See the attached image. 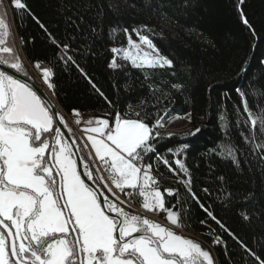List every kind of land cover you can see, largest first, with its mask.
Here are the masks:
<instances>
[{"label": "trees", "instance_id": "16d2710c", "mask_svg": "<svg viewBox=\"0 0 264 264\" xmlns=\"http://www.w3.org/2000/svg\"><path fill=\"white\" fill-rule=\"evenodd\" d=\"M9 2L26 58L54 69L52 91L69 114L75 109L110 124L116 113L135 119L139 112L153 123L191 114L183 133L155 129L160 132L156 153L146 162L162 174L166 206L179 204L182 221L206 241L219 240L218 264H259L255 256L264 259V152L257 145L264 136L250 121L259 125L264 116V0H21L26 10ZM125 28L147 35L173 66L136 68L116 57L111 49L128 43ZM64 44L87 77L60 59L64 49L58 45ZM113 59L120 67H110ZM236 88L245 91L252 117L244 113ZM168 149H183L177 158L190 172L187 186L177 182L186 179L183 173L174 177L157 160L172 161ZM131 198L141 200L135 193Z\"/></svg>", "mask_w": 264, "mask_h": 264}, {"label": "snow or ice", "instance_id": "6c2138e0", "mask_svg": "<svg viewBox=\"0 0 264 264\" xmlns=\"http://www.w3.org/2000/svg\"><path fill=\"white\" fill-rule=\"evenodd\" d=\"M14 6L27 8L21 0H14ZM243 23L248 25L246 18ZM2 26L4 21L0 20ZM123 31L128 44L139 52L140 46L128 29ZM133 31L144 45L159 53L147 35H141L137 29ZM3 43L0 40V45ZM58 47L64 49L60 59L83 73L68 54L69 45ZM12 51L11 47H0V52ZM119 51L111 49L113 54ZM123 59L136 68L173 66L167 57L152 56L149 52L140 57L125 51ZM3 65L28 76L18 58L9 62L0 57V66ZM113 66L120 67L115 59L110 67ZM36 67L41 68L40 62H36ZM83 74L87 77V73ZM54 75L53 68H42L43 79L50 89L55 88L50 82ZM235 91L241 98L244 113L252 117L254 112L249 110L245 91L241 88ZM73 113L80 116L75 109ZM135 115L137 118L132 119L128 114L116 113L111 124L109 119L77 120V124L86 125L83 131L102 166L97 167L91 151L80 154L82 149L76 145L75 138L72 144L67 143L68 138L60 128L63 117L36 82L31 77L17 78L0 68V264H213L210 252L200 243L178 234L167 224L126 210L125 201L113 191L112 185L128 197L134 193L143 197L145 210L164 212L170 224L179 227L178 209L166 206L158 186L157 190L148 191L150 182L155 184V177L150 174L153 165L145 158L156 153L154 142L160 132L155 129L162 126L164 117L153 123L146 115L141 117L139 112ZM259 121V125L256 119L250 123L264 136V116ZM242 138L247 142L250 136ZM257 147L264 152V143ZM167 151L173 155L172 161L162 156H157V160L174 175L183 173L186 179L181 183L187 186L191 183L190 172L182 159L177 158L183 149L175 153L172 149ZM229 156L238 163L234 153L229 152ZM173 164L178 167L174 168ZM102 171L107 173V178ZM166 191L169 195L173 193L172 189ZM189 191L198 201L199 197ZM203 191L207 193L208 189ZM201 208L223 226L212 211L202 204ZM242 218L248 216L242 214ZM255 258L264 264V259Z\"/></svg>", "mask_w": 264, "mask_h": 264}, {"label": "rangeland", "instance_id": "374dc122", "mask_svg": "<svg viewBox=\"0 0 264 264\" xmlns=\"http://www.w3.org/2000/svg\"><path fill=\"white\" fill-rule=\"evenodd\" d=\"M10 13V12H9ZM10 21H11V25H12V29H13V34H14V37H15V40L17 42V44L19 45L20 47V52H21V55L23 56L24 60L26 61V63L28 64L29 68L34 72V74L37 76L40 84L42 85L43 89L45 90V92L49 95V92L48 90H51L50 88H48L47 86V82L44 81L43 79V76H42V68L45 67V66H41V68H37L36 65L34 64H30V62H27V58L25 57L23 51H22V47H21V43L20 41L16 38L17 34H16V28L14 27V22H13V18H12V15H11V18H10ZM131 33V32H129ZM132 39L136 42V44H138L140 46L139 48V52H137L136 49L132 48L128 43L125 47L121 48V51L117 52L116 54H114L116 57L118 58H121L123 59V56L125 54V51L133 54V55H138L140 57H142L144 55L145 52H149L152 54V56H156V55H161L160 53H156L153 49L149 48L147 45H144L142 43V41L136 36V34H132ZM151 58V57H149ZM130 62V61H129ZM131 63V62H130ZM51 82V81H50ZM53 95H51V97L55 96L54 95V92L52 91ZM50 96V95H49ZM50 97V98H51ZM54 98V97H53ZM52 99V101L56 104V106L59 108V110L61 111L58 103L55 101V99ZM61 113L63 114L64 118L66 119V121L68 122V125L70 126V128L73 130L74 132V135L75 137H78V139H80L81 143L83 144V150L86 152L88 151H91L93 153V158L96 159L98 161V158H96L94 156V149H92L91 147V142L87 139V135L85 134V132L83 131L84 128H85V124L84 123H80L78 124V126H75L73 121H69L68 117L66 116V114L61 111ZM72 119L74 120H81V121H87L88 119H96V117H91V116H86L82 113H80V116L77 117L76 115H74V113H67ZM99 119H103V118H99ZM191 120H192V116L190 113L180 117V116H176V117H168V119L166 118L161 120V124L162 126H158L159 130L160 131H165V132H168V133H183L185 132L191 125ZM77 125V124H76ZM79 130L81 132H79ZM153 169V168H152ZM154 170V169H153ZM152 173V174H151ZM151 175L155 176L153 174V172L151 171ZM174 177H178L177 175H174ZM177 179H180V178H177ZM181 181V179H180ZM163 182V180H162ZM152 184L150 182V187L148 189V191H155L157 189H152ZM160 190V189H159ZM161 191V190H160ZM162 192V191H161ZM125 194V193H124ZM163 194V193H162ZM142 199V197H141ZM133 200V198H132ZM156 215H158V213H155ZM163 218V214L161 216V219ZM163 220V219H162ZM186 222V220L184 219V221H182V217L180 215V224H181V228L183 229H187L188 231H190L189 234H191L192 236L194 237H197V238H203L201 235H199L196 231H194L193 229H191L188 224L187 225H182ZM187 223V222H186ZM176 226H173L174 229ZM182 234V233H181ZM183 235V234H182ZM185 236V235H184ZM187 237V236H186ZM189 238V237H188ZM214 241V240H213ZM208 243L213 246L215 248V242H210L208 241ZM202 246V245H201ZM214 255V254H213ZM216 255V254H215ZM217 256H213V259L215 261V264H218V260L216 259Z\"/></svg>", "mask_w": 264, "mask_h": 264}, {"label": "flooded vegetation", "instance_id": "af4514ba", "mask_svg": "<svg viewBox=\"0 0 264 264\" xmlns=\"http://www.w3.org/2000/svg\"><path fill=\"white\" fill-rule=\"evenodd\" d=\"M11 4L9 2V0H0V20L4 21V26L0 27V40H3L4 43L2 45H0V47H11L13 49L12 52L10 53H3L0 52V57H4L6 59L9 60V62H15V60L18 58L19 62L22 64L23 69L28 73V76H23L20 73H16L15 70L10 69L7 67V65H3L0 66V68H3L4 70H7L10 72V74H14L17 76V78H21V79H25L27 80L29 77H31L35 82H36V86L43 91L47 97L50 98V96L45 92V90L43 89L42 85L40 84L37 76L34 74V72L29 68L28 64L26 63V61L24 60L23 56L21 55L20 52V47L17 44L14 34H13V29H12V25H11V15H12V8H11ZM10 12V13H9ZM40 94V92H38V95ZM52 100V99H51ZM53 102V101H52ZM54 103V102H53ZM55 104V103H54ZM55 108L57 109L58 113L63 117L64 119V124H62L65 128V130L67 131L68 135L71 138H75V143L76 145H78L82 151L80 152L81 155L85 154V151L83 150V144L81 143L80 139H78V137H75L73 130L70 128V126L68 125V122L66 121V119L64 118L63 114L61 113V111L59 110V108L56 106L55 104ZM57 123V122H54ZM66 125V127H65ZM70 130V131H69ZM62 131V130H61ZM73 141V140H72ZM68 143V140H67ZM107 195V194H106ZM110 198V196H109ZM125 207V206H124ZM126 210H130L129 208L125 207ZM159 214V218H155V217H150L144 214V216H147L148 218L155 220L156 222H164L161 219L162 214L164 215V212H157ZM180 225V222H179ZM177 227V226H176ZM176 231H178L177 229H175ZM179 232V231H178ZM180 233V232H179ZM181 234V233H180ZM203 247V246H202ZM206 249V248H205ZM211 255V253H210ZM212 260H213V264H215V261L213 259V256L211 255ZM206 264V262H205Z\"/></svg>", "mask_w": 264, "mask_h": 264}, {"label": "built area", "instance_id": "2783aa9c", "mask_svg": "<svg viewBox=\"0 0 264 264\" xmlns=\"http://www.w3.org/2000/svg\"><path fill=\"white\" fill-rule=\"evenodd\" d=\"M31 64V63H30ZM79 132H81L79 130ZM97 167H101L102 166L99 164V162L97 161ZM102 174L105 175V177L107 178V173H103L102 171ZM155 177V184H152V189H157V186H158V189H161L162 187V184H158L157 183V177ZM113 188V191L116 193V195H118L120 197L121 200L125 201V204L124 206L129 208L130 210L138 213V214H144V215H147V216H150V217H155V218H159V214L156 215L155 213H152V212H148L147 210H145L143 207H142V201H143V197L141 199V201L139 202H135L134 200H132L131 197H128L126 194L120 192L119 189H116L114 185L111 186ZM108 196H110V198H112L111 194L110 193H106ZM177 230L182 233L183 235L193 239L195 242H198L200 243L202 246L206 247L208 250H214L215 248L213 246H211L208 241L206 240H203V238H197V237H194L192 236L191 234H189L188 231H186V229H181L180 225L179 227H177Z\"/></svg>", "mask_w": 264, "mask_h": 264}, {"label": "bare ground", "instance_id": "6f19581e", "mask_svg": "<svg viewBox=\"0 0 264 264\" xmlns=\"http://www.w3.org/2000/svg\"><path fill=\"white\" fill-rule=\"evenodd\" d=\"M14 22V21H13ZM14 27H15V24H14ZM16 31V30H15ZM16 34H17V32H16ZM16 38L19 40V37H18V35L16 36ZM20 41V40H19ZM21 45V44H20ZM23 51V50H22ZM24 53V52H23ZM25 55V54H24ZM26 57V56H25ZM27 62H29L28 60H27ZM48 92H49V95H50V97H51V95H53V93H52V91L51 90H48ZM54 97V98H53ZM53 97H51V98H53V99H55V101L58 103V105H59V107H60V109H61V111H63L65 114H66V116L68 117V119H69V121H73V123H74V125L75 126H78V124H77V121L76 120H74V119H72L67 113V111H65L63 108H62V106L59 104V102H58V100L56 99V97L55 96H53ZM77 124V125H76ZM145 160H146V158H145ZM154 169V170H153ZM151 171L153 172V174L157 177V183L158 184H160L161 183V181H162V179H161V175L159 174V173H157L156 172V168H153ZM152 174V173H151ZM177 182L178 183H180L181 181H180V179H177ZM141 201V200H140ZM139 202V201H138ZM163 219V218H162ZM180 222V221H179ZM165 224H166V222H164ZM182 225H187V223L185 222L184 224H182ZM180 227H181V224H180ZM172 228H173V226H172ZM176 229H177V227H175ZM174 229V228H173ZM181 229H183V228H181ZM186 231H188L187 229H186ZM189 233H190V231H188ZM199 234V233H198ZM200 235V234H199ZM203 240H205L204 238H203ZM204 247V246H203ZM204 248H206V247H204ZM207 249V248H206ZM208 250V249H207ZM210 253H211V255L212 256H215L216 257V253H215V250H208ZM214 254V255H213ZM217 259V258H216Z\"/></svg>", "mask_w": 264, "mask_h": 264}, {"label": "water", "instance_id": "95a60500", "mask_svg": "<svg viewBox=\"0 0 264 264\" xmlns=\"http://www.w3.org/2000/svg\"><path fill=\"white\" fill-rule=\"evenodd\" d=\"M55 110L57 111V109L55 108ZM58 123V122H57ZM60 128H61V130H62V132L64 133V135H65V137L66 138H68L67 140H68V143L69 144H72V138L68 135V133H67V131L65 130V128H64V126L61 124L60 125ZM74 151H75V149H74ZM78 164H79V161H78ZM87 182V181H86ZM88 183H90V182H88ZM176 209H178V212H179V215H178V219H179V221H180V208H179V204H176L175 206H174ZM163 221L164 222H166V224H167V226H169V227H172V226H176V225H171L170 224V222L167 220V215H166V213H164V215H163ZM164 222H158V223H161L162 225L163 224H165ZM174 231H176L175 229H173ZM178 234H180L178 231H176ZM182 235V234H181ZM184 236V235H183ZM186 237V236H185ZM186 238H188V237H186ZM204 250H206V251H208L207 249H205L204 247H202Z\"/></svg>", "mask_w": 264, "mask_h": 264}, {"label": "crops", "instance_id": "0c3cea01", "mask_svg": "<svg viewBox=\"0 0 264 264\" xmlns=\"http://www.w3.org/2000/svg\"><path fill=\"white\" fill-rule=\"evenodd\" d=\"M126 191H128V190H126Z\"/></svg>", "mask_w": 264, "mask_h": 264}]
</instances>
